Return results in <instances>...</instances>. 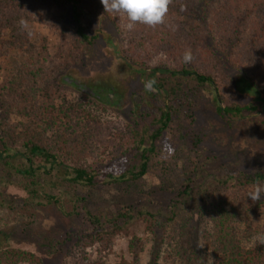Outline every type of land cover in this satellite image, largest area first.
<instances>
[{
	"label": "trees",
	"instance_id": "16d2710c",
	"mask_svg": "<svg viewBox=\"0 0 264 264\" xmlns=\"http://www.w3.org/2000/svg\"><path fill=\"white\" fill-rule=\"evenodd\" d=\"M217 2L211 14L213 23L205 26L208 32L195 31L194 37L179 28L173 18L176 13H182L176 0L170 5L163 25L152 28L136 24L132 31L126 30L123 60L135 67L153 89L150 95L155 103L146 115L152 117L153 128L147 129L139 128L140 121L136 117L122 125L102 120L91 114V110H95L93 104L86 106L63 98L60 103L55 102L60 97V90L50 83L55 72L49 71L46 65L51 62L46 39L37 42L26 26L31 22L33 10L47 16L52 8L56 9L60 43L54 58L59 62L56 71H64L81 62L85 47L92 44V38L84 30L86 17L77 0H0V112L4 117L0 120V142L4 146L20 143L24 149L25 159L15 172L23 173L21 177L35 185V171L42 170L47 174L52 166L61 167L68 171L70 183L88 189L95 187L97 177L103 178V184L108 186L137 180L149 170V156L164 134L177 132L185 142L188 133H183L181 121L188 116L176 103L181 99V103L190 107L194 93L206 86L213 91L216 111L221 116L238 118L244 112H259L264 117V0ZM183 12L190 16L191 11ZM109 13L113 20L126 25L125 16ZM65 14H69L70 22L64 21ZM21 20L25 21L23 26ZM198 21L196 26L201 27L202 19ZM198 41L202 43L198 44ZM188 49L194 59L185 64L182 57ZM156 56L163 57L168 64L147 69V63ZM232 57L243 62L238 78L247 83L246 88L256 94L259 102L250 100L248 106L221 104L220 77L225 74V65ZM186 78L191 79L194 87H183L182 80ZM10 117L19 121L11 124ZM146 140L150 142L147 148ZM193 141L194 145L199 143L197 138ZM117 167L119 173H116ZM238 182H241L238 191L242 195L245 188L264 184V173H240ZM25 190L31 195L35 193L27 186ZM48 199L60 205L58 198L51 195ZM238 199L243 200L241 196ZM241 201L237 205L235 197L231 202L210 198L203 201L200 216L208 220V227L199 238L206 245L203 244L201 249L198 237L195 241L190 240L186 226L179 223L177 230L170 228L164 235L171 251L169 257H182L186 264H204L205 259L210 264H264V245L252 242L253 236L264 233V223H260L264 197L257 202L251 200L242 210L238 208ZM75 209L73 207L74 212L67 215L77 216ZM177 213L171 211L166 223L174 220ZM137 217H142L147 227L163 228L156 215L144 209L128 207L108 216L87 210L89 231L81 235L69 233V239L59 243L64 246L69 241L66 260L62 264H108L102 251ZM188 217L191 218V214ZM90 248L97 249L96 256L87 254ZM142 251L141 240L132 236L127 244L129 259L120 258L115 264H138ZM42 258L37 252L0 241V264H43Z\"/></svg>",
	"mask_w": 264,
	"mask_h": 264
},
{
	"label": "rangeland",
	"instance_id": "374dc122",
	"mask_svg": "<svg viewBox=\"0 0 264 264\" xmlns=\"http://www.w3.org/2000/svg\"><path fill=\"white\" fill-rule=\"evenodd\" d=\"M77 1L85 14L84 30L92 38V44L85 47L81 62L64 71H56L59 62L54 58L60 43L56 9L52 8L47 16L33 10L31 22L26 26L37 42L46 39L51 57V62L46 65L49 71L55 72L50 83L60 90V97L55 102L60 103L63 98L86 106L93 104L95 110H91V114L102 120L122 125L136 117L140 121L139 128L152 129V117L146 115L155 103L150 95L153 89L135 67L123 60L125 26L104 11L100 0ZM176 1L183 9L191 11L189 17L182 10L173 17L179 28L189 31L193 37L195 31L208 32L205 26L213 23L211 14L219 0ZM199 19H202L201 27L196 26ZM64 21L70 22L69 14H65ZM160 64L168 63L163 57L156 56L147 63V69ZM240 66L243 62L237 57H232L225 65L218 91L222 105L248 106L250 100L259 102L256 94L246 88L247 83L238 78ZM1 78L0 70V83ZM182 83L184 88L194 87L190 78ZM176 104L188 116L181 121L183 133H188L185 142L177 132L164 134L149 156V170L124 185H104L103 178L97 177L93 189L74 186L68 181V171L55 166L48 169L47 174L42 170L35 171V185H31L27 178L21 177L23 173L15 172L25 159L20 143L4 146L0 142V241L41 254L43 264H62L66 260L69 241L64 246L59 243L69 239V233L81 235L89 231L87 210L108 216L118 209L135 207L154 213L163 228L147 227L142 217H137L102 251L103 259L108 264H115L120 258L129 259L127 244L132 236H136L143 244L138 264H186L182 257H169L171 251L165 233L170 228L177 230V225L182 223L186 226L187 237L190 240L198 237L197 242L203 246L205 241L199 234L208 227V220L200 216L203 201L210 198L231 202L235 197L237 205L241 196L243 200L238 208L242 210L249 205L251 198L247 194L252 188H245L244 194H239L241 182H238V176L240 173H264V117L259 112H244L238 118L221 116L216 111L214 93L207 86L194 93L190 107L181 103V99ZM1 117L4 119L0 112V120ZM18 121L15 117L9 118L11 124ZM195 138L199 140L197 145H194ZM149 144L146 140V148ZM119 172L117 167L116 173ZM26 186L35 193L29 194ZM51 195L59 199L60 205L47 200ZM73 207L78 215L70 217L67 214L74 212ZM173 210L178 216L167 224ZM260 223H264V214ZM96 250L87 249V254L94 257ZM204 262L210 264L206 259Z\"/></svg>",
	"mask_w": 264,
	"mask_h": 264
},
{
	"label": "clouds",
	"instance_id": "9594fccd",
	"mask_svg": "<svg viewBox=\"0 0 264 264\" xmlns=\"http://www.w3.org/2000/svg\"><path fill=\"white\" fill-rule=\"evenodd\" d=\"M173 0H100L105 12H112L126 17L125 29L132 31L136 24H143L155 28L165 23L169 7ZM186 10V9H181ZM23 26L24 20L20 21ZM183 62L191 63L194 59L191 49L183 54ZM248 198L253 202L260 201L264 197V184L253 185L248 192ZM253 244L264 245V233L257 234L252 238ZM201 247H203L201 245Z\"/></svg>",
	"mask_w": 264,
	"mask_h": 264
}]
</instances>
